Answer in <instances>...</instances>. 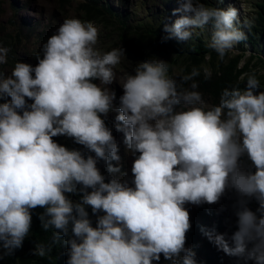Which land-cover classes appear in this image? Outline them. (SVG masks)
<instances>
[{"label":"clouds","instance_id":"obj_1","mask_svg":"<svg viewBox=\"0 0 264 264\" xmlns=\"http://www.w3.org/2000/svg\"><path fill=\"white\" fill-rule=\"evenodd\" d=\"M240 1L260 12L241 19L229 0H153L144 13L134 10V0H67L62 17L55 9L56 24L53 16L42 21L56 32L35 67L16 61L9 74L0 71V99L11 98L0 103V264L22 247L37 208L44 209L42 230L54 229L52 241L33 250L41 258L64 236L67 264H158L162 255L171 264H264L261 81L254 72L241 76L215 105L196 79H211L243 48L252 53L241 42L255 18H264V0ZM162 13L174 23L159 27L155 44L138 24ZM205 32L199 69L188 73L199 51L180 52L170 39L186 42ZM7 51L0 49V65ZM133 61L139 62L120 82L118 103L108 86L117 66L124 65L123 78ZM117 131L134 156L130 177ZM108 173L119 177L106 179ZM190 216L210 223L201 229L197 261L186 246Z\"/></svg>","mask_w":264,"mask_h":264},{"label":"trees","instance_id":"obj_2","mask_svg":"<svg viewBox=\"0 0 264 264\" xmlns=\"http://www.w3.org/2000/svg\"><path fill=\"white\" fill-rule=\"evenodd\" d=\"M67 0H55V9L60 17H62L63 10L65 8V2ZM94 2V0H91ZM13 11L16 10V3H13ZM220 8V7H219ZM253 11L260 12L257 7L254 5ZM98 11V6L96 7V12ZM169 14L162 13L153 16L152 18H145L142 22L138 24V28L144 32H146L153 43L159 44L158 34L159 27L163 25H171L174 23L172 19L167 18ZM255 18L253 16L251 19ZM256 22H254V26L250 33H248V40L243 43H248L251 45L252 53L248 55V52L245 48L242 49V52L239 54H231L229 56V61L227 64L222 65L220 71L215 72L211 79L205 80L203 74L197 77V81L199 85L210 92L212 96V101L215 105L219 103V97L223 88L236 84L241 76H247L252 74L253 72L257 75L258 79L261 81V87L257 89V94L260 91H264V21L263 17L255 18ZM25 26H29L28 22H23ZM211 27V25H209ZM33 29V32L30 34L27 42L25 44L21 43L19 31L16 30L15 36H10L9 39H1L0 38V47L2 49H7V63L6 68L8 73H10L12 67L14 66L16 61H23L33 65L38 63L36 59V55L41 53V47L43 43L47 41V39L56 32V30H50L47 26L42 25V22L38 20L35 24V27H30ZM248 32L247 29H244ZM133 51L139 53L140 46L139 41L133 39ZM208 39L204 38L201 34L196 36L193 40L190 41H180L176 38H171L170 42L172 46L180 51H190L197 49L199 52L198 55L195 56L194 62L188 68V73L192 71L193 68L196 67L195 63L201 60V53L204 50L206 44L208 43ZM160 47V45H159ZM16 51H20V55H15ZM244 58V61H243ZM255 60V61H252ZM139 61H133V69L128 72L122 79L127 78L128 75L134 74V70L136 64ZM199 69V68H198ZM95 82V81H94ZM96 83V82H95ZM241 87L246 86L245 84L240 85ZM10 97L5 96L0 99V103L10 101ZM32 101H28L31 103ZM108 123H111V116L108 114L104 117ZM54 139L62 144L67 146L70 149H80L85 152L87 155V150L83 148L82 145L76 144L73 139L68 138L66 136H57ZM94 155V153H91ZM106 179L110 178L111 175L116 174H104ZM119 177L118 175H116ZM71 197V194H70ZM44 211L42 208L34 209L32 212V227L29 235L23 241V245L20 248L14 250L12 255L2 262V264H67V252L68 245L64 243L66 239L64 236H61L60 243L53 247L52 252L47 255L45 258H41L33 254V250L37 243L41 242L45 245L49 244L52 241V237L54 234V229H49L47 232H44L41 228V222L39 220L40 214ZM89 216L92 219L93 225L96 223V215H93L91 212V208H88ZM102 214V213H100ZM192 227L190 231L187 233V244L186 246L192 247L196 252V261L199 260L203 255V245L202 238L205 235L202 233L201 229L205 228L206 225H210L209 222L205 221L203 217L198 216H190ZM61 261V262H60ZM201 263V262H200ZM197 263V264H200ZM158 264H171L170 261H166L161 256ZM249 264V263H247Z\"/></svg>","mask_w":264,"mask_h":264},{"label":"rangeland","instance_id":"obj_3","mask_svg":"<svg viewBox=\"0 0 264 264\" xmlns=\"http://www.w3.org/2000/svg\"><path fill=\"white\" fill-rule=\"evenodd\" d=\"M153 0H134V3L132 4V7L134 10L140 11V13L146 12L145 9H142L149 3H151ZM16 3V10L17 12L14 13L13 11V3ZM55 0H0V38L1 39H9L10 36H15L16 30L19 31L21 43L25 44L27 42V39L29 38L30 34L33 32V29L30 27H35V24L38 20L41 22H47L51 20L54 12H55ZM252 3L251 2H245L240 0H229V7H236L240 10L241 19H243L244 14L249 16L252 12ZM148 10L153 11L154 8L151 6ZM23 22H28L29 26H25ZM58 22V17L56 15L53 16V23L56 24ZM206 38L208 36V33L203 34ZM211 35V31H210ZM96 48L100 52L109 51L105 45H102L100 43H97ZM118 48H120L118 46ZM0 49H2L0 47ZM250 52V51H249ZM15 55H20V51H16ZM123 61H126L127 58L124 56L122 57ZM211 61H208V64L210 65ZM125 69L124 65L121 63L120 67L117 66L116 69V76L117 80L114 81L111 85L108 87L113 90L116 94V101L119 103V92L120 90H123V87L120 82H123L124 80L120 77V71H123ZM0 71H2L5 75L9 74L6 68V63L0 65ZM99 80L97 81V84H99ZM116 114H118V111L114 110ZM113 128L116 129V123H112ZM117 130V129H116ZM118 148H119V154L120 156L125 157V164H124V173H127V177H130L132 175L131 173V166L134 160V156H132L127 150L126 145L124 144V133L117 131V133L114 135ZM193 204H187L186 207L191 210V206ZM194 210L196 208V205H194ZM221 216L227 217L224 214H221ZM227 239L228 236H226Z\"/></svg>","mask_w":264,"mask_h":264},{"label":"bare ground","instance_id":"obj_4","mask_svg":"<svg viewBox=\"0 0 264 264\" xmlns=\"http://www.w3.org/2000/svg\"><path fill=\"white\" fill-rule=\"evenodd\" d=\"M61 262V261H60Z\"/></svg>","mask_w":264,"mask_h":264}]
</instances>
